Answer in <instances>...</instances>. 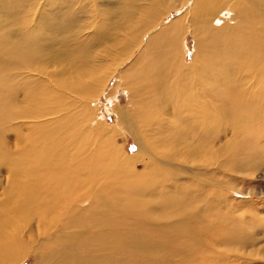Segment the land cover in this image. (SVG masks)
Wrapping results in <instances>:
<instances>
[{
    "label": "bare ground",
    "instance_id": "1",
    "mask_svg": "<svg viewBox=\"0 0 264 264\" xmlns=\"http://www.w3.org/2000/svg\"><path fill=\"white\" fill-rule=\"evenodd\" d=\"M182 11L188 29L166 23ZM114 75L136 157L93 137L106 129L92 102ZM261 155L264 0H0V264H264L246 253L255 237L234 234L259 185L241 179L248 199L237 175L264 180Z\"/></svg>",
    "mask_w": 264,
    "mask_h": 264
},
{
    "label": "rangeland",
    "instance_id": "2",
    "mask_svg": "<svg viewBox=\"0 0 264 264\" xmlns=\"http://www.w3.org/2000/svg\"><path fill=\"white\" fill-rule=\"evenodd\" d=\"M192 3L190 2V5ZM230 16L232 17V13L229 11H227L226 14L223 15V19L226 20H230ZM190 17V14H186L184 11H182L181 13H173L172 15H170L169 17H167L166 19V23L167 24H171L173 22H175L178 19H181V23L184 24V26L186 27V29H188L189 26V22H188V18ZM223 22V21H222ZM222 22H218V27L222 26ZM224 25V24H223ZM159 32V31H158ZM88 32H86L87 34ZM200 32H194L192 30H189L182 39V46L180 47V51L183 53H185V55L187 56V63L191 64L193 62V57L196 53L195 50V46H196V36L199 34ZM85 34V35H86ZM157 34V31L153 32L151 34V37H154ZM146 39H148V37L146 36ZM142 47H138L134 53L135 56L134 57H138L141 52L143 51ZM140 49V50H139ZM130 60H134V58L129 59V61L127 63L124 64V66H121V68L125 69V68H129L130 66ZM121 70V69H120ZM123 71V70H122ZM115 87H117L115 89ZM129 100H130V95L128 90L126 89V87L123 85V82L120 81V79L118 80V76L114 75L110 82L107 84L106 88H104V90H102L100 96L97 98L96 102H92V110L96 109L94 111L95 114H93L92 116L94 117L93 119L95 120L94 122H92L91 126L95 128L96 124H102L105 125V129L106 131H101L99 132V130H102L103 128H100L98 131L93 130V137H101L99 140L104 141L106 139L105 136H107V134L105 135V132H109L111 134H113L114 136V140L116 142V144L120 147L121 151L123 154H125L126 157H136L139 153V145H137V141L135 140V138L132 136V134L125 130L122 129V127H119L118 124V115L114 112V107H123L126 108L128 110H132L133 108L129 105ZM97 121V122H96ZM87 123V122H85ZM27 129L24 130V132H28ZM110 134V135H111ZM7 138V145L11 150H18V146L19 144L15 141L16 140V135L13 133H7L6 135ZM17 144V146H16ZM262 157V155H261ZM264 159V157H262V159H259L257 161H255V163H259L262 162V160ZM154 163H156L157 167L155 168V170L157 169L158 171H160V169L162 168H168L165 167L163 164H158V159H154L153 161ZM261 165V163H260ZM135 167V166H134ZM136 169L139 171L143 170V164L140 161H136ZM134 169V170H136ZM170 169V168H169ZM155 170H152L153 172H155ZM127 174H131V172L126 171ZM8 174L9 171L7 170L6 167H1L0 168V201L3 199L6 190H7V184H8ZM261 169H257L256 172H251L250 173H245V176L242 175H237V177L240 179V181L236 182L235 187L237 189H243L245 190V194L243 196L247 197L248 199H250L251 197L249 195H247L248 191H250L251 189L249 188V186H244L242 185L244 182H242V180L244 179L245 182H247V180L249 178L254 177L256 178V180L259 182V185L257 187V195L254 196V200L253 203H249L248 206H246V208H243L241 210H239V212L237 213H241L242 217H240L239 219L237 218L238 222L239 221H243V225L245 226V228H241L240 230H236L234 231L235 235H249L252 234L255 238L253 239V246L249 247L247 249V252L249 254V252H253L252 249L257 248L256 250H264V197L261 195V193L264 194V180L263 178H260L259 175H261ZM222 179V178H221ZM242 179V180H241ZM242 182V183H241ZM246 184V183H245ZM242 186V187H241ZM239 187V188H238ZM245 187V188H244ZM250 211H254V216H250L249 212ZM249 214V215H248ZM238 215V214H237ZM244 216V217H243ZM248 217V218H247ZM255 217L256 220H254L253 218ZM252 220V221H251ZM31 225L36 227V223L35 221L31 222ZM238 232V233H237ZM251 232V233H250ZM237 233V234H236ZM24 237H27V235H24ZM53 238V237H50ZM259 252V251H256ZM23 257V255L21 256ZM255 257V255H254ZM22 259V258H21ZM20 259V260H21ZM18 261L17 264H35L37 261V256L31 254V255H26L24 256V258L21 261ZM14 263V262H13ZM12 263V264H13Z\"/></svg>",
    "mask_w": 264,
    "mask_h": 264
}]
</instances>
